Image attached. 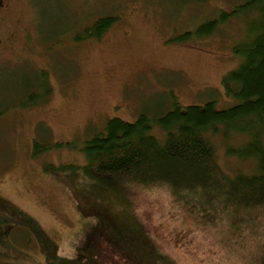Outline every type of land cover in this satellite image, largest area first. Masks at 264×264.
Listing matches in <instances>:
<instances>
[{"label":"rangeland","instance_id":"374dc122","mask_svg":"<svg viewBox=\"0 0 264 264\" xmlns=\"http://www.w3.org/2000/svg\"><path fill=\"white\" fill-rule=\"evenodd\" d=\"M241 1L4 0L0 214L6 218L2 235L17 252L0 255V264H96L92 258L169 264L153 258L134 217L174 264L247 262L220 226L186 219L167 191L129 192L133 217L120 189L79 168L86 163V140L112 117L134 121L174 103L213 100L218 109L238 103L225 93L222 77L240 62L233 49L247 32L244 23L229 18L208 37L178 38ZM104 16L116 19L98 39L82 38ZM244 139L239 133L211 138L230 176L255 169L252 159L226 154L228 144ZM35 141L49 146L37 157Z\"/></svg>","mask_w":264,"mask_h":264},{"label":"trees","instance_id":"16d2710c","mask_svg":"<svg viewBox=\"0 0 264 264\" xmlns=\"http://www.w3.org/2000/svg\"><path fill=\"white\" fill-rule=\"evenodd\" d=\"M229 18L241 21L247 30L233 49L240 57L239 64L222 77L225 93L238 103L222 109L216 108L213 100L186 106L174 103L164 112L140 114L134 121L112 117L103 131L86 140V163L79 168L84 175L120 189L133 217L129 192L167 191L186 219L207 227L220 226L244 252L245 264H264V0H242L231 11H221L193 32L179 35L178 40L188 42L191 35L208 37ZM115 19H95L82 38L98 39ZM49 92L47 87L46 95ZM234 133L245 139L238 145L228 144L226 154L252 159L255 169L230 176L217 162L211 138H230ZM41 146L33 142L34 157L49 147ZM134 220L138 234L148 239L153 258H166L174 264ZM4 223L6 218L0 214V255L17 252L2 235Z\"/></svg>","mask_w":264,"mask_h":264},{"label":"flooded vegetation","instance_id":"af4514ba","mask_svg":"<svg viewBox=\"0 0 264 264\" xmlns=\"http://www.w3.org/2000/svg\"><path fill=\"white\" fill-rule=\"evenodd\" d=\"M4 0H0V7L3 6Z\"/></svg>","mask_w":264,"mask_h":264}]
</instances>
